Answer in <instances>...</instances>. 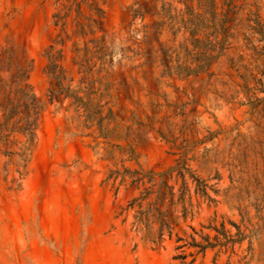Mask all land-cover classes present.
<instances>
[{"label":"rangeland","instance_id":"1","mask_svg":"<svg viewBox=\"0 0 264 264\" xmlns=\"http://www.w3.org/2000/svg\"><path fill=\"white\" fill-rule=\"evenodd\" d=\"M103 1V31L79 37L74 10L65 31L54 24L63 0H0V78L19 64L39 105L26 161L4 154L24 136L0 141V264H264V0H214L216 16L232 8L226 48L188 76L203 56L186 6L204 17L203 1ZM50 45L71 94L52 102ZM182 160L207 185L195 193L185 175V216L182 179L158 175ZM161 181L174 196L162 186L141 201L169 213L160 241L158 222L137 227L128 205Z\"/></svg>","mask_w":264,"mask_h":264},{"label":"trees","instance_id":"2","mask_svg":"<svg viewBox=\"0 0 264 264\" xmlns=\"http://www.w3.org/2000/svg\"><path fill=\"white\" fill-rule=\"evenodd\" d=\"M62 0H56L60 2ZM66 4L63 5V11H59L53 15L54 24L60 25L62 31H65L67 26V21L74 10L75 17L73 19L74 33L79 37H84L87 34L94 35L97 31H103L104 25V10L101 6L104 2L103 0H63ZM203 4H198V7L203 9L204 17L201 13H194L193 9L186 6L188 15V30L191 43L194 48L202 49L200 54L203 56L201 59V64L194 68L185 66L181 70L183 76H188L189 74H196L202 70H208L210 66V60L213 57L212 53L217 52V55L222 54L223 50L227 45V38L229 35L230 27L228 24L231 22L229 17V12L232 8L229 7V2L224 1L223 6L227 8H222L219 16H216L214 11L215 2L214 0H201ZM205 1V4H204ZM207 1V2H206ZM86 5L88 7L90 15H85L82 10V6ZM137 11V10H136ZM172 16H169L171 19ZM157 28L154 27V31ZM203 33V39L198 40L196 35L201 32ZM68 37V36H67ZM65 41L60 39L57 43L63 45ZM95 47H97V52L104 51V37H101L100 41L91 40ZM98 44H101L98 45ZM96 53V52H95ZM46 58L48 60V65L46 67V73L48 77L54 82H51V88L49 89V100H58L59 95L69 94L70 91L68 87H62V83L65 79L64 70L59 64L62 53L61 50L54 51L52 45L46 51ZM104 53L99 56L102 58ZM166 70L170 73V67L165 64ZM179 74V72H177ZM77 103L81 102L79 97L73 96ZM85 105V104H84ZM39 105L37 103V97L32 92L29 84L27 83L26 70L22 68L19 64L15 70V73L10 76V78L3 80L0 78V111L2 113V123L0 124V141L7 145L9 137L12 133H17L25 137V143L22 146L21 152H11L4 151V154L9 158L16 155L18 159L22 162L26 161V151H31V147L35 143V128L37 122ZM176 171V176L182 179L181 187L179 189L178 200L182 204V216L187 214V209L185 206V196L190 194V189L185 178L186 174H189L192 182L195 185L194 192L201 193L207 196L206 187L207 185L203 180H200L197 176L192 174L190 170L186 167L185 160L177 162L175 167L170 168L166 173L158 174L160 177H165L166 174L172 176V173ZM135 173V172H134ZM135 174H141L136 172ZM156 174L149 172L148 174H142L141 177L133 180V183L143 182V178L148 176V182L154 181V176ZM156 184H152L149 188H145L141 192V196L132 200L128 207L133 208V205L138 206V210L134 214L133 224L137 227L140 226L141 229L149 231L152 228V224L157 221L159 224L157 238L161 241L164 231L171 234V227L167 220L169 215L168 211H161L157 207V203H149L145 209H142L141 201H143L149 194L156 193L157 196L163 197L165 192L163 187L169 188L170 195L174 196V186H168L166 182L161 181L157 190H154ZM163 186V187H162ZM158 197V198H159ZM191 198V197H190ZM171 203L174 204L173 198ZM155 214L157 217L155 218ZM202 246L201 249H205Z\"/></svg>","mask_w":264,"mask_h":264}]
</instances>
